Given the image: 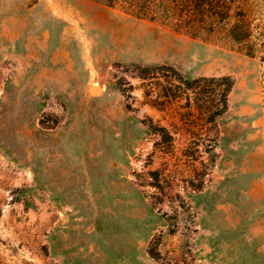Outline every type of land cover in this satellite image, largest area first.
I'll use <instances>...</instances> for the list:
<instances>
[{"label": "rangeland", "instance_id": "1", "mask_svg": "<svg viewBox=\"0 0 264 264\" xmlns=\"http://www.w3.org/2000/svg\"><path fill=\"white\" fill-rule=\"evenodd\" d=\"M0 264H264V0H0Z\"/></svg>", "mask_w": 264, "mask_h": 264}, {"label": "trees", "instance_id": "2", "mask_svg": "<svg viewBox=\"0 0 264 264\" xmlns=\"http://www.w3.org/2000/svg\"><path fill=\"white\" fill-rule=\"evenodd\" d=\"M107 1L112 2V0H107ZM144 1H146V0H144ZM147 4L148 3L140 4L143 11H144V9H145V11H147L146 10ZM229 11H230V7H229L228 12ZM249 22H250V18H248V16H246L245 20H242L240 22H236L231 28V33H232L231 38L237 42H244V41L248 40L251 37L250 36L251 34H250V25H249L250 23ZM179 81L185 83L187 85V87H190V86L193 87L192 81H188V80L185 81V80H183V78L181 76H179ZM231 87H232V85H230V87L226 88V90L223 92V107H222V109L218 110L214 114L213 117H216L217 115H220L227 110V97L226 96L228 95V92L231 89ZM121 91L125 92L126 90L122 89ZM153 131L160 133L163 131V128H153Z\"/></svg>", "mask_w": 264, "mask_h": 264}]
</instances>
